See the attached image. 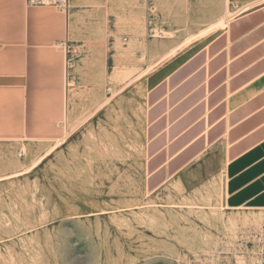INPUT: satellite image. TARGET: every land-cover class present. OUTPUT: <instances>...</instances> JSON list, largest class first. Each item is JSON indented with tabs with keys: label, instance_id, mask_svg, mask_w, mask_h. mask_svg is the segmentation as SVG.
<instances>
[{
	"label": "rangeland",
	"instance_id": "rangeland-1",
	"mask_svg": "<svg viewBox=\"0 0 264 264\" xmlns=\"http://www.w3.org/2000/svg\"><path fill=\"white\" fill-rule=\"evenodd\" d=\"M97 3L104 14L74 18L71 2L62 13L76 24L72 68L89 56L97 71L68 86L63 60L59 92L33 113L44 126L0 144V264H264V211L223 209L210 112L175 109L171 79H154L191 40L224 28L230 8L160 56L151 44L173 36L156 9Z\"/></svg>",
	"mask_w": 264,
	"mask_h": 264
},
{
	"label": "crops",
	"instance_id": "crops-1",
	"mask_svg": "<svg viewBox=\"0 0 264 264\" xmlns=\"http://www.w3.org/2000/svg\"><path fill=\"white\" fill-rule=\"evenodd\" d=\"M69 2L74 18L80 13L104 14L96 6L98 0ZM84 2L93 8H83ZM103 3L114 14L156 9L158 26L173 36L151 44L157 46L160 56L165 54V46H185L188 38L211 26L212 15L223 17L230 8L234 16L224 28L191 40L186 50L176 51L157 69L154 79L158 85L171 79V99L178 105L175 109L210 112L205 141L213 143L214 159L224 160L223 209L264 211V0ZM179 19L184 22L179 23ZM71 32H76V24L62 12L30 8L25 0H0V144L28 140L37 127L44 126L43 118L33 113L41 109L44 95L60 90L62 62L67 60L64 49L73 48L68 39ZM89 60L87 56L71 70L66 68L68 86L97 71ZM99 70L104 75L107 66Z\"/></svg>",
	"mask_w": 264,
	"mask_h": 264
},
{
	"label": "built area",
	"instance_id": "built-area-1",
	"mask_svg": "<svg viewBox=\"0 0 264 264\" xmlns=\"http://www.w3.org/2000/svg\"><path fill=\"white\" fill-rule=\"evenodd\" d=\"M25 3L30 8H51L62 13H67L70 8L69 0H25ZM67 55L66 65L68 68L73 65V58L77 57L78 53L70 46H65Z\"/></svg>",
	"mask_w": 264,
	"mask_h": 264
},
{
	"label": "bare ground",
	"instance_id": "bare-ground-1",
	"mask_svg": "<svg viewBox=\"0 0 264 264\" xmlns=\"http://www.w3.org/2000/svg\"><path fill=\"white\" fill-rule=\"evenodd\" d=\"M235 7H237V6H235ZM218 11H219V10H218ZM218 11H217V12H218ZM213 18H214V15L211 16L210 20L213 19ZM178 22L182 24L184 21H182V19H179ZM222 22H223V21H222ZM201 23H203V20H201ZM225 25H226V24H225ZM165 55H166V54H165Z\"/></svg>",
	"mask_w": 264,
	"mask_h": 264
},
{
	"label": "trees",
	"instance_id": "trees-1",
	"mask_svg": "<svg viewBox=\"0 0 264 264\" xmlns=\"http://www.w3.org/2000/svg\"><path fill=\"white\" fill-rule=\"evenodd\" d=\"M71 138H72V137H71ZM71 138H69V140H70Z\"/></svg>",
	"mask_w": 264,
	"mask_h": 264
}]
</instances>
